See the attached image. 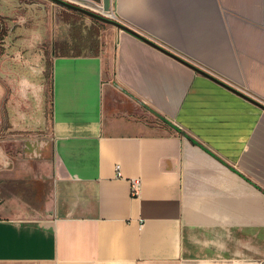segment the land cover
<instances>
[{
  "label": "crops",
  "instance_id": "crops-1",
  "mask_svg": "<svg viewBox=\"0 0 264 264\" xmlns=\"http://www.w3.org/2000/svg\"><path fill=\"white\" fill-rule=\"evenodd\" d=\"M110 10L264 104V0ZM45 61L0 65V264H264L263 109L112 26L51 56L46 122Z\"/></svg>",
  "mask_w": 264,
  "mask_h": 264
},
{
  "label": "rangeland",
  "instance_id": "rangeland-1",
  "mask_svg": "<svg viewBox=\"0 0 264 264\" xmlns=\"http://www.w3.org/2000/svg\"><path fill=\"white\" fill-rule=\"evenodd\" d=\"M68 2L104 15L94 7ZM111 29L110 24L94 22L86 15L76 14L49 0H0V65L6 70L14 68L25 52L45 56L42 89L43 116L47 122L50 119L51 56L80 50L87 53L81 45L88 43L85 41L89 38L96 39L100 48Z\"/></svg>",
  "mask_w": 264,
  "mask_h": 264
},
{
  "label": "water",
  "instance_id": "water-1",
  "mask_svg": "<svg viewBox=\"0 0 264 264\" xmlns=\"http://www.w3.org/2000/svg\"><path fill=\"white\" fill-rule=\"evenodd\" d=\"M51 2H53L54 4L60 5L68 10L74 11V12H78L80 14L86 15L88 17H90L92 20H97L100 21L102 23H107L110 24L112 26H114L115 28H117L118 30H122L125 31L137 38H139L140 40H142L143 42L155 47L156 49L164 52L165 54L169 55L170 57L178 60L179 62L185 64L186 66L190 67L191 69H193L195 72H197L198 74H200L201 76L211 80L212 82L226 88L227 90L237 94L238 96H241L242 98L248 100L249 102H251L252 104L260 107L261 109L264 110V104H262L261 102L245 95L244 93L238 91L237 89L233 88L232 86L226 84L225 82L219 80L218 78H216L215 76L209 74L208 72L202 70L201 68H199L198 66H196L195 64H193L192 62H190L189 60H186L184 58H182L181 56H179L178 54L168 50L167 48L163 47L162 45H160L159 43H157L156 41L152 40L151 38H149L146 35L141 34L140 32L134 30L133 28L129 27L128 25L115 20V19H111L108 18L107 16H104L102 14H97L95 12H91L81 6L72 4L71 2H68L67 0H49ZM83 3H88L91 5H94L96 7H98L99 10H102V12H107L110 10V0H102V4L101 5H97L95 3L92 2H84L82 0H79Z\"/></svg>",
  "mask_w": 264,
  "mask_h": 264
},
{
  "label": "trees",
  "instance_id": "trees-1",
  "mask_svg": "<svg viewBox=\"0 0 264 264\" xmlns=\"http://www.w3.org/2000/svg\"><path fill=\"white\" fill-rule=\"evenodd\" d=\"M75 13H76V14H79V15H82V14H80V13H78V12H75ZM93 21H94V22L101 23V24H104V23H102V22H100V21H97V20H94V19H93ZM88 41H89V42H88ZM86 42H88V43H86ZM85 43H86V44H84V46H82V49L84 48V49H86L88 52H87V53H84V54H96V53L99 51V47L97 46V41H96V39L91 40V39L89 38L88 40L85 41ZM97 47H98V48H97ZM81 51H82V50H80V51H78V52H74V53H72V55H81ZM49 67H50V72H51V62H50Z\"/></svg>",
  "mask_w": 264,
  "mask_h": 264
},
{
  "label": "built area",
  "instance_id": "built-area-1",
  "mask_svg": "<svg viewBox=\"0 0 264 264\" xmlns=\"http://www.w3.org/2000/svg\"><path fill=\"white\" fill-rule=\"evenodd\" d=\"M67 1H72V2H75V3H78L80 5H85V6H91V7H94V5H91V4H88V3H83L79 0H67ZM106 16L109 17V18H115V15H114V12L112 10L108 11L106 13ZM116 169H118V166H116ZM117 175H119V172H117ZM138 187H139V180L138 179H133L132 180V194H137V190H138Z\"/></svg>",
  "mask_w": 264,
  "mask_h": 264
},
{
  "label": "bare ground",
  "instance_id": "bare-ground-1",
  "mask_svg": "<svg viewBox=\"0 0 264 264\" xmlns=\"http://www.w3.org/2000/svg\"><path fill=\"white\" fill-rule=\"evenodd\" d=\"M98 10H99V9H98ZM109 11H110V10H109ZM107 12H108V11H107ZM107 12L104 13L105 16H106V13H107ZM108 18H109V17H108ZM111 19H115V20H116V18H111Z\"/></svg>",
  "mask_w": 264,
  "mask_h": 264
}]
</instances>
